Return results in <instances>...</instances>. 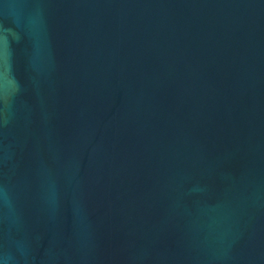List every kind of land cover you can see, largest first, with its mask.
<instances>
[{
	"label": "water",
	"instance_id": "water-1",
	"mask_svg": "<svg viewBox=\"0 0 264 264\" xmlns=\"http://www.w3.org/2000/svg\"><path fill=\"white\" fill-rule=\"evenodd\" d=\"M0 264H264V0H0Z\"/></svg>",
	"mask_w": 264,
	"mask_h": 264
}]
</instances>
